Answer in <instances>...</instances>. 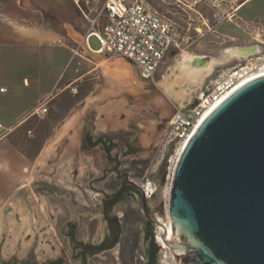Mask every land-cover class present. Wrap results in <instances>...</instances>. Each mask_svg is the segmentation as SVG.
Instances as JSON below:
<instances>
[{
	"label": "rangeland",
	"instance_id": "obj_1",
	"mask_svg": "<svg viewBox=\"0 0 264 264\" xmlns=\"http://www.w3.org/2000/svg\"><path fill=\"white\" fill-rule=\"evenodd\" d=\"M139 1L178 27L179 46L172 49L154 80H143L124 59L137 77L129 84L111 81L99 66L101 57L111 63L122 58L99 56L85 42L78 45L82 57L77 61L81 64L74 67L72 79L66 80L71 86L64 90L62 83V90L51 97L49 113L32 116L8 137L29 157L30 166L20 183L25 188L0 194V264L11 260L45 264L55 258L80 264L67 237L66 223H77L79 240L100 244L110 233L102 200L127 181L137 184L141 192L129 189L112 211L120 226L115 232L117 244L87 264H145L150 244L157 246L158 264H162L167 250L153 238L156 230L160 231L148 215L163 224L170 222L176 161L164 140L172 116L178 109L195 104L198 92L215 82L223 70L250 55L234 58L231 49L258 47V53L264 52V0H258L259 17L248 23L224 16L229 10L225 0H203L198 5H189L187 0ZM89 43L95 49L100 47L96 38ZM187 54L201 71L178 80L182 75L179 65ZM209 63L213 66L210 72L203 68ZM165 77L177 86L181 100L164 91ZM84 128L96 138L112 140L110 158L99 147L85 146ZM147 186L155 190L150 198L143 191Z\"/></svg>",
	"mask_w": 264,
	"mask_h": 264
},
{
	"label": "water",
	"instance_id": "obj_2",
	"mask_svg": "<svg viewBox=\"0 0 264 264\" xmlns=\"http://www.w3.org/2000/svg\"><path fill=\"white\" fill-rule=\"evenodd\" d=\"M169 216L166 245L181 264H264V77L197 130L175 169Z\"/></svg>",
	"mask_w": 264,
	"mask_h": 264
},
{
	"label": "crops",
	"instance_id": "obj_3",
	"mask_svg": "<svg viewBox=\"0 0 264 264\" xmlns=\"http://www.w3.org/2000/svg\"><path fill=\"white\" fill-rule=\"evenodd\" d=\"M225 1L224 16L247 23L259 17L258 0ZM87 22L74 0H5L0 5V125L10 130L0 133V194L25 188L20 183L30 166L29 157L8 137L43 100L62 90V83L64 90L71 86L66 80L78 64L77 58L72 62L75 47L85 42L99 53L86 41Z\"/></svg>",
	"mask_w": 264,
	"mask_h": 264
},
{
	"label": "built area",
	"instance_id": "obj_4",
	"mask_svg": "<svg viewBox=\"0 0 264 264\" xmlns=\"http://www.w3.org/2000/svg\"><path fill=\"white\" fill-rule=\"evenodd\" d=\"M89 21L86 41L96 38L97 52L116 55L132 64L139 76L154 80L165 65L173 48L179 46L178 27L151 5L139 0H74ZM79 46L73 49L72 62L80 56ZM80 65L81 63L78 62ZM264 77V52L253 54L239 64L223 70L215 82L207 84L191 103L174 112L165 138V148L173 149L177 164L202 123L204 116L213 108L225 102L244 85ZM51 97L43 100L31 115H47ZM10 131V130H9ZM0 125V133H9ZM175 167V169H176ZM175 173V172H174ZM144 193L149 198L154 194L147 186ZM159 246L167 250L162 264H178L175 253L169 250L158 237Z\"/></svg>",
	"mask_w": 264,
	"mask_h": 264
},
{
	"label": "flooded vegetation",
	"instance_id": "obj_5",
	"mask_svg": "<svg viewBox=\"0 0 264 264\" xmlns=\"http://www.w3.org/2000/svg\"><path fill=\"white\" fill-rule=\"evenodd\" d=\"M84 136L83 141L87 148L89 149H95L100 148L102 152L105 153L107 158L111 157V151H112V140H106L105 137L99 136L94 137L90 130L84 128ZM136 189L138 192L140 191V187L135 184L134 182L127 181L125 183H122L121 187L117 192H114L112 194L106 195L102 200V209H103V216L105 218V221L108 225L110 233L106 236V238L100 243V244H94L91 242H83L78 239L77 237V223L73 221H69L66 223L68 232L67 237L73 242L74 251L76 252L74 254L75 260L80 261V264H87L88 260L90 258H93L94 256L98 255L99 253L109 251L113 249L116 245L115 237H116V228L120 227L119 222L117 221L116 216L112 213L114 207L117 204H120L123 199L125 198L126 193L129 189ZM158 232V229L154 234ZM155 239V236H153ZM152 238V239H153ZM158 249H156V245L150 244L147 250V261L148 259L157 258L158 259ZM63 258H55L51 259L45 264H66L63 262ZM8 264H23L15 260H11Z\"/></svg>",
	"mask_w": 264,
	"mask_h": 264
},
{
	"label": "bare ground",
	"instance_id": "obj_6",
	"mask_svg": "<svg viewBox=\"0 0 264 264\" xmlns=\"http://www.w3.org/2000/svg\"><path fill=\"white\" fill-rule=\"evenodd\" d=\"M229 52H230V55L232 57H234V58H245L249 54H250L249 56H251L253 54H259L258 53L259 52V48L258 47H250V48H244V49H241V48H237L236 49L235 48V49H231ZM252 52H256V53H252ZM99 53H101V52H99ZM193 61H194V58L191 55H188V54L185 55L184 63L180 64V65L178 64L179 65V69L182 72V75H181V77H179L178 80L185 79L186 77L192 78L196 74V72H199L200 69L199 68H195L193 66ZM99 62H100L99 66L103 68L105 74L108 76V78L111 81H113V82H115V81H124V82H127L129 84H134V82L137 81V77H136V74L134 72L133 67L128 62H126L125 60L118 59V60H116V61L111 63V62L107 61L105 58L101 57ZM203 68L206 71L210 72V71H212L213 66H212V64L209 63ZM189 80H192V79H189ZM169 81H170V78L169 77H165L164 81L162 82V87L164 88V91H166L167 95L170 96L171 98H175L177 100H181L182 95L179 92H177V90H176L177 86L175 87L174 83H169ZM219 106H221V104L218 105L217 107L213 108L211 111H209L204 116L200 126L209 118V116L215 110H217V108H219ZM200 126L198 127V129L200 128ZM153 191L155 193V190H153ZM165 226H166L165 228L163 226H159V231L160 232H158L159 233L158 237H159L160 241L165 246L168 247V249L172 250L174 253L176 252L177 256H179V258H180L182 253L178 249L174 250L173 248H171L168 245H166V242H174V228H173V225H172L171 222H169V223H166ZM162 234H166L167 241L163 240ZM178 263L181 264V262H178Z\"/></svg>",
	"mask_w": 264,
	"mask_h": 264
},
{
	"label": "trees",
	"instance_id": "obj_7",
	"mask_svg": "<svg viewBox=\"0 0 264 264\" xmlns=\"http://www.w3.org/2000/svg\"><path fill=\"white\" fill-rule=\"evenodd\" d=\"M4 2H5V0L0 1L1 4H3ZM114 244L115 245L117 244L116 238H115ZM156 249H158L157 246H156ZM145 264H158V259L157 258L148 259V261Z\"/></svg>",
	"mask_w": 264,
	"mask_h": 264
}]
</instances>
